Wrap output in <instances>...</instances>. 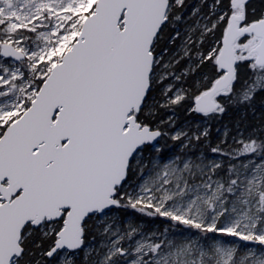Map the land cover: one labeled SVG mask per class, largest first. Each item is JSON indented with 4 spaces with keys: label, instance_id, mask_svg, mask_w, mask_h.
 Instances as JSON below:
<instances>
[{
    "label": "snow or ice",
    "instance_id": "snow-or-ice-1",
    "mask_svg": "<svg viewBox=\"0 0 264 264\" xmlns=\"http://www.w3.org/2000/svg\"><path fill=\"white\" fill-rule=\"evenodd\" d=\"M0 264H264V0H0Z\"/></svg>",
    "mask_w": 264,
    "mask_h": 264
},
{
    "label": "trees",
    "instance_id": "trees-1",
    "mask_svg": "<svg viewBox=\"0 0 264 264\" xmlns=\"http://www.w3.org/2000/svg\"><path fill=\"white\" fill-rule=\"evenodd\" d=\"M161 145H164V141H161ZM168 147H171V143L170 142H168ZM149 224H153V225H156L157 224L159 227H163L164 226L163 223L162 222H159V221L154 222V223L150 222Z\"/></svg>",
    "mask_w": 264,
    "mask_h": 264
},
{
    "label": "rangeland",
    "instance_id": "rangeland-1",
    "mask_svg": "<svg viewBox=\"0 0 264 264\" xmlns=\"http://www.w3.org/2000/svg\"><path fill=\"white\" fill-rule=\"evenodd\" d=\"M171 143V142H170ZM148 227H152V228H155V227H157L158 225L156 224V225H153V224H149V225H147Z\"/></svg>",
    "mask_w": 264,
    "mask_h": 264
}]
</instances>
